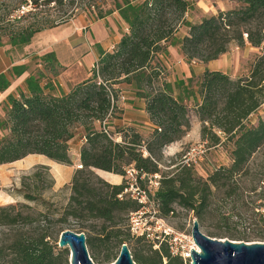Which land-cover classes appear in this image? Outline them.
<instances>
[{"label":"trees","instance_id":"1","mask_svg":"<svg viewBox=\"0 0 264 264\" xmlns=\"http://www.w3.org/2000/svg\"><path fill=\"white\" fill-rule=\"evenodd\" d=\"M74 1L0 0V42L6 39V43L19 47L27 44L36 32L64 21L38 15L39 11L51 3L72 6ZM235 2L236 6L218 9L216 14L194 23L185 19L189 0H112L105 10L97 0L88 2V7H93L92 18L116 11L127 31L112 50L98 47L90 75L67 92L54 83L42 86L30 75L25 80L26 91L8 96L6 117L0 120V164L28 154H42L58 163L71 164L69 144L80 126L84 138L79 151L81 169L72 177V194L64 207H54L33 191H24L23 198L39 200L44 209L35 210L18 201L0 204V264H69L68 249L57 245L59 233L69 228V217L75 221L72 229L84 232L95 263L112 262L119 252L117 247L126 243L130 250L129 242L133 241L130 253L136 264H184L180 257L171 255L165 243L152 248L153 242L144 235L130 232L127 215L139 204L123 193V182L104 181L92 168L123 175L125 167L133 164L140 172H159L162 149L181 139L190 128V109L202 124L201 140L216 145L222 142V133L232 143L231 162L213 169L206 178L190 164L176 165L172 174L160 179L153 197L160 215L173 213L178 205L193 212L199 227L213 215L223 220L230 218V213L213 207L214 199L218 192L231 201L243 198L235 182L246 173L252 154L264 144V121L248 123L249 116L264 101V0ZM181 25L188 29L177 39L175 32ZM233 41L239 47L250 44L259 49L250 70L232 78L222 70L205 69L198 81L200 101L188 103L186 96L174 95L173 86L161 79L162 65L155 57L166 54L168 45L179 44L188 62L205 63L225 53ZM44 58L53 60L52 54ZM6 76L0 73V89L9 83ZM122 84L145 102L153 125L146 136L132 126L105 132L94 124H101L116 110L120 112L117 101L122 87L115 86ZM142 148L147 155H143ZM41 167L49 170L45 165ZM33 177L39 182L44 180L38 172ZM53 183L52 178L48 186ZM39 188L43 187L35 186L34 190ZM259 196L264 208V184ZM262 220L252 235L236 239L264 241Z\"/></svg>","mask_w":264,"mask_h":264},{"label":"rangeland","instance_id":"2","mask_svg":"<svg viewBox=\"0 0 264 264\" xmlns=\"http://www.w3.org/2000/svg\"><path fill=\"white\" fill-rule=\"evenodd\" d=\"M103 1L104 0H97L101 9L105 10L111 6L112 0ZM189 1L190 7L188 12L191 17H195L193 20L217 13L218 8L216 7H210L209 12H204L202 9H206V6L201 2L197 5L198 0ZM210 1L219 3L220 6L223 4V10L236 6L235 0H209V2ZM88 2H91V0H75L72 6H68L67 4L55 5L51 3L50 6L39 11L41 13H38V15L56 19L64 18L63 22L36 32L31 37L30 41L21 47L6 43V39L0 42V73L7 68L4 73L8 74L6 77L9 79L8 85L0 89V120L6 117L8 105L7 98L12 94L11 92H13L12 95L16 96L19 91H23V88L17 84L19 81L23 80L25 84L26 78L32 75L44 86L46 83H53L52 79L58 76L70 87L74 82L83 80L90 75V68L97 59L98 47L104 46L107 47L106 50H108L113 43L114 37L125 32L123 29L125 23L116 11L107 14L103 18L95 19L92 18L91 14L93 13V7L89 8ZM72 10L73 14L69 15ZM200 13H204V15L200 16ZM235 44L234 41L231 42L228 45L227 51L231 52V47ZM239 48L240 50L238 53L240 52V54L237 53L235 55L234 64L239 69L238 75L241 76L248 73L254 58L259 53V49L250 44H247L246 48L245 45ZM112 49L113 48H110L109 50ZM51 54L53 60L44 58L46 55L51 57ZM196 61L200 63V60ZM212 65L224 67L225 64L223 58L219 59L218 57V60L212 62ZM162 69L163 74L166 71V67L164 66ZM198 80L199 72L197 73L192 70L191 77L187 79L186 84L184 81L178 80L175 81L173 86L181 89L182 92L180 95L186 96L187 102L191 104L196 99L194 93L195 88L198 87ZM115 87L125 88L123 84L116 85ZM124 94L125 92L120 93V98L117 101L118 103L125 98ZM121 96L123 98H121ZM118 114L117 110L114 111L113 116H110L106 121L105 125L111 132L117 131L120 127H123L122 125L114 124L113 118L117 117ZM193 115V111L190 109L189 119L191 125L188 134H185L184 138L180 140V146H178L176 150L166 148V146L162 149L158 157L160 168L158 172L160 176L159 179L164 175L172 174L176 169V165L183 162V157L187 155V152H189L190 166L202 178H206L213 169L221 165H228L231 162L230 150L232 148V143L225 140L223 134L219 133L217 130L216 132L219 133L222 140L221 143L212 145L201 140L198 133V126L201 128L202 124L200 123L199 125ZM259 119L264 121V101L260 104L258 109L249 116L248 123L256 124ZM142 128L144 129L142 134L146 136L150 128ZM76 131L69 145L77 142L81 137L82 128L78 126ZM2 133L3 131L0 130V136ZM199 145H201L200 148ZM74 148L75 145L72 146V151H70L72 157L74 155ZM192 148L194 149L193 151ZM199 149H202L203 152H199ZM143 155H147V152L143 153ZM42 159L43 158L35 155L33 158H30V161H32V163L42 162ZM79 163L80 162H72L68 165L65 164V166H63L64 170L59 173L61 175V181L64 180L65 182L60 185H55L53 183L51 186L48 185L49 182H51L52 174L49 170L43 169L40 164L31 166L24 164L16 168H0V171L4 169L0 174V201L4 198L8 200L3 204L18 201L31 205L35 210L44 209V207L39 204V200L27 201L23 198L24 191H33L39 193L43 199L52 202L54 207H64L72 194V177L76 170L81 169L78 167ZM35 172L41 173L44 176L42 182H39L33 177ZM93 172L97 177L102 178L98 171L93 170ZM56 174L60 177L58 173ZM70 175L71 178L69 179ZM85 176L89 175L85 174ZM121 176V182L125 185L124 177L123 175ZM102 179L107 181L104 178ZM23 183H27L28 187H25ZM235 183L238 189L243 193V198L231 201L230 198H222V193L218 192L217 197L214 199L213 207H218L221 211H225L226 214L230 213L231 216L226 220L220 219L214 215L208 217L203 227L200 226L201 231L205 234L218 238L236 239L242 235H252L253 232L261 227L263 223L262 219L264 218V208L260 206L261 199L259 198V193L264 184V144L252 154L247 164L246 173L241 177H237ZM141 184L143 186L148 184L147 179H143ZM35 186H42L43 188L34 190ZM6 194L11 196V198L5 197ZM154 208L155 212L153 213ZM156 208L157 206L154 201L153 208L149 207L148 210L145 209V211L142 209L141 217L137 218V222L143 223L144 221H150L152 219L156 222V219L161 217L165 224L172 226L174 229L178 231H187L193 219H196L191 210L182 208L178 205H175L174 212L167 216L160 215ZM129 216L130 212L127 215L128 222ZM67 222V226L69 227L67 229L74 230L72 228L75 225V221L69 217ZM2 230L3 228H0V238L3 234L1 233ZM252 241L258 240L247 242ZM132 242L133 241L129 242L130 250ZM119 248L120 246L117 247V251H119ZM152 248H155L154 244Z\"/></svg>","mask_w":264,"mask_h":264},{"label":"crops","instance_id":"3","mask_svg":"<svg viewBox=\"0 0 264 264\" xmlns=\"http://www.w3.org/2000/svg\"><path fill=\"white\" fill-rule=\"evenodd\" d=\"M199 2H201L204 6H206V9H202L204 12H209L210 7H213V8L216 7V8L221 9V10L224 9L223 4H222V6H220L219 3H213L212 1L209 2V0H198L197 5L200 4ZM201 15H204V13H200V16ZM194 18L195 17H191V15L189 14L188 11L185 13L186 21L194 23V22H197L200 20V17L197 20H193ZM123 29L125 30V32L127 31V25L126 24H125V26H123ZM187 29H188V27L186 25H181L178 28V30L175 32L176 38L181 39L186 34ZM120 37H121V34H119L117 37H114L113 43L110 45L109 49L115 46V44L119 41ZM246 45H245V48H246ZM102 48L106 50L107 47L102 46ZM239 50H240L239 46H237V44H235L233 47H231V52L226 51L225 53H223L219 56V59L223 58V60H224V64H225L224 67H218V66L212 65V62H214L215 60H218V58L214 59V60H210V61L205 62V63L201 62V61H200V63H198L196 60H190L189 62H187L185 60V58L183 57L182 53L180 52L179 44L168 45L167 46V53L166 54H157L155 59L161 63L163 68H164V66L166 67V71H165V73L162 74L163 76L161 77V79L170 83L173 86L175 81H178V80H182L186 84L187 79L191 77V71L192 70H194L197 73L199 72V79H200V77H201V75L205 69L222 70L223 72L229 74L232 78L239 76L238 75L239 69L234 64L235 63V60H234L235 55L238 53ZM238 54H240V52ZM6 70H7V68L2 70L1 72H5ZM52 81H53L54 85H58L59 88L64 92H67L71 86H73L75 83L79 82V81L74 82L69 87L58 76H56L55 79H52ZM17 84H19L23 88V91H26V88L24 86L25 84H24L23 80L19 81ZM197 90H198V87L195 88V93H194L195 98L198 101H200V97L197 93ZM120 92L121 93L125 92V94H124L125 98H123V100L120 103L117 102V107L120 109V112H119L117 117L113 118L114 124L115 125H122V126H132L141 133L144 130L142 127L151 128L153 125L149 120L147 112L145 111L144 100L135 96L134 91L131 89L121 88ZM181 92H182L181 89H178V88L173 86L174 95H176V96L180 95ZM11 93L13 94V92H11ZM193 97H194V95H193ZM190 100H191V98H190ZM1 101H2V99H1ZM193 116L197 120L198 124L200 125L201 122L197 118V116L196 115H193ZM109 117H107L106 121L108 120ZM94 124L96 127H101V124L98 121H96ZM188 132H189V130L185 134H188ZM198 133L200 136V126H198ZM182 138H184V135L181 137V139L174 141V142L170 143L169 145H167L166 148L176 150V148H178V146H180V144H181L180 140H182ZM83 141H84L83 136H81L77 142L69 145V147H70L69 152L72 151V146L75 145V148L73 151L74 155H73V157L71 156V160L73 163L80 162L79 151H80V147H81ZM35 155H37L40 158H43L41 160L42 162L32 163V161H30V158H33V156H35ZM45 158H47V159H45ZM24 164L25 165L27 164L29 166L34 165V164L45 165L49 168V171L52 174V178L54 180L55 185H60V184L65 182L64 180L61 181V175L59 174L61 171L64 170L63 166H65V164L58 163L52 159H49L48 157H46L45 155H42V154H28L21 159H18V160L12 161V162H8V163L0 164V168H8V167H15L16 168L17 166H21ZM92 169L98 171L102 178H104L105 180H107L108 182H110L112 184L121 182L122 176L120 174H115V173L108 172L105 170H101L98 168H92ZM3 170L0 171V174H1V172H3ZM56 173H58L60 175V177H58V175ZM70 178H71V175L69 176V179ZM5 197L11 198V196H9L8 194H6ZM7 200L8 199L3 198V200L0 201V204L7 202ZM10 200H13V199H10Z\"/></svg>","mask_w":264,"mask_h":264},{"label":"water","instance_id":"4","mask_svg":"<svg viewBox=\"0 0 264 264\" xmlns=\"http://www.w3.org/2000/svg\"><path fill=\"white\" fill-rule=\"evenodd\" d=\"M191 234L200 251L189 249L192 264H264V241L247 242L210 236L193 221ZM84 232L64 229L57 245L68 249L69 264H95L89 255ZM108 264H136L126 243L120 245L116 258Z\"/></svg>","mask_w":264,"mask_h":264},{"label":"built area","instance_id":"5","mask_svg":"<svg viewBox=\"0 0 264 264\" xmlns=\"http://www.w3.org/2000/svg\"><path fill=\"white\" fill-rule=\"evenodd\" d=\"M120 93L118 94V99L120 98ZM121 98L123 97L121 96ZM106 119L107 117L102 120L101 127L105 132H108L105 125ZM200 147L201 145H199V148ZM193 150L192 148V151ZM142 151L146 153L144 148H142ZM199 152H203V150L199 149ZM188 154L189 152H187V155H184L183 164H189L190 157ZM78 167H81V164H78ZM123 177L125 182L123 193L127 194L139 204L137 210L130 212L128 222L130 232L133 235H144L148 240L153 242L155 248H158L160 242L165 243L171 255L180 257L184 264H192L189 249L192 248L193 250L200 251L191 234L193 222L187 231H178L174 229L172 226L165 224L161 217L157 218L156 222H154L153 219L144 221L143 223L137 222V218L141 217L142 209L145 211V209L148 210L149 207L153 208L154 201L157 206L156 209L159 212L158 203L153 197L154 192L160 185V176L158 172L151 174L140 172L133 164H129L124 169ZM143 179H147L148 181V184L145 186L141 184ZM121 195L122 194H118V197H121ZM154 212L155 208L153 209V213ZM194 220L196 219H193V221Z\"/></svg>","mask_w":264,"mask_h":264}]
</instances>
